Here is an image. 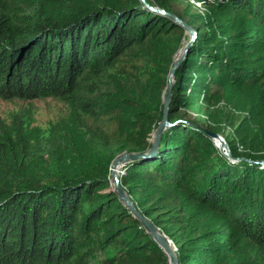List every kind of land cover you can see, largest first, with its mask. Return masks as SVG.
<instances>
[{
    "label": "trees",
    "instance_id": "1",
    "mask_svg": "<svg viewBox=\"0 0 264 264\" xmlns=\"http://www.w3.org/2000/svg\"><path fill=\"white\" fill-rule=\"evenodd\" d=\"M0 0V98L52 97L67 115L45 126L0 117V264H169L114 190L122 152L151 145L175 72L159 150L120 182L175 245L179 264H264V0ZM187 2L184 9L178 3ZM198 109L204 117L190 118Z\"/></svg>",
    "mask_w": 264,
    "mask_h": 264
},
{
    "label": "water",
    "instance_id": "2",
    "mask_svg": "<svg viewBox=\"0 0 264 264\" xmlns=\"http://www.w3.org/2000/svg\"><path fill=\"white\" fill-rule=\"evenodd\" d=\"M141 1L144 3L146 7L155 10H160L161 12H163L162 9H159L157 7H151L147 0H141ZM165 14L171 17L178 25L183 27L185 31H187L190 34V41L183 47V49L181 50V54L178 55L176 58H174L172 61L167 76L166 90L164 92L163 116L161 121L159 122L158 127L155 129L153 133V137L151 139V145L145 151H141V152H129V151L122 152L120 155H118L113 159L110 168V174H111V181L113 188L119 195L121 201H123V203L130 209V212L137 219H139V221L145 228L146 232L149 233L153 237V239L158 243V245L163 249V251L166 253L168 257L169 264H179V259L175 251L176 247L171 241V239L167 237L145 214H143L136 207L131 197L129 196L128 192L125 190V188L122 186L120 182V171L129 161L138 157H147L151 154L156 153L159 150L162 141V135L165 132V130H167V128L171 126V123L168 119V114H169L170 103L172 98L175 72L177 71L180 64L185 59L187 49L196 36V30L192 28L189 24H187V22H185L178 15L171 12H165ZM206 133H208V135L212 137L218 136L223 141L226 147V151L224 152V154L232 162L248 164V165L264 164V160L254 159L249 156H242V157L233 156L228 143L226 142V140L224 139L221 133L211 132V131H206Z\"/></svg>",
    "mask_w": 264,
    "mask_h": 264
},
{
    "label": "rangeland",
    "instance_id": "3",
    "mask_svg": "<svg viewBox=\"0 0 264 264\" xmlns=\"http://www.w3.org/2000/svg\"><path fill=\"white\" fill-rule=\"evenodd\" d=\"M193 5L189 6L190 13L192 15H202L205 16V9L202 5L198 4L197 1H190ZM187 2L178 3L177 7L184 9ZM186 38L183 40L182 46L184 47L190 41V34L186 31ZM181 46V47H182ZM183 49V48H181ZM176 53V52H175ZM175 82V76H174ZM174 84V83H173ZM69 112V107L61 100L54 99L52 97L33 99V100H24L20 98L15 99H2L0 98V117L4 120L10 122L14 117L18 118H27L32 122L33 125L45 126L49 122L55 121L62 116L67 115ZM189 117L194 119L204 117V113L198 109H190ZM205 131L206 128L203 127ZM221 133L226 140L227 135L232 133V129L229 126H226ZM153 137V136H152ZM215 144V146L222 152L221 148L217 145L214 138L210 136ZM227 142V140H226ZM226 149V147H225ZM223 153V152H222ZM251 157L258 160H264V148L262 146H256L250 152ZM121 174V173H120Z\"/></svg>",
    "mask_w": 264,
    "mask_h": 264
},
{
    "label": "bare ground",
    "instance_id": "4",
    "mask_svg": "<svg viewBox=\"0 0 264 264\" xmlns=\"http://www.w3.org/2000/svg\"><path fill=\"white\" fill-rule=\"evenodd\" d=\"M181 48H183V46L177 50V52L173 55V58H176L178 55L181 54V50H182ZM213 138L215 142H217V145L221 148L222 152L224 153L226 149H225V144L223 143V141L218 136H214Z\"/></svg>",
    "mask_w": 264,
    "mask_h": 264
},
{
    "label": "built area",
    "instance_id": "5",
    "mask_svg": "<svg viewBox=\"0 0 264 264\" xmlns=\"http://www.w3.org/2000/svg\"><path fill=\"white\" fill-rule=\"evenodd\" d=\"M198 4L202 5L201 2H198ZM123 172L122 170L120 171V173Z\"/></svg>",
    "mask_w": 264,
    "mask_h": 264
}]
</instances>
